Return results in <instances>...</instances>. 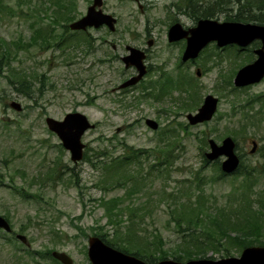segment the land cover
Returning <instances> with one entry per match:
<instances>
[{
    "label": "rangeland",
    "instance_id": "1",
    "mask_svg": "<svg viewBox=\"0 0 264 264\" xmlns=\"http://www.w3.org/2000/svg\"><path fill=\"white\" fill-rule=\"evenodd\" d=\"M52 1L2 0L0 37L18 40L21 36L28 41L32 24L49 20L48 7L56 8ZM180 1L145 0L146 6L140 9L133 1L104 0V11L118 19L114 31L104 25L84 32L68 30L72 39L87 35L90 47L21 45L12 64L30 75L44 74L34 81L41 91L32 90L29 96L9 82L2 66L0 214L30 244L0 229V264H62L49 256V250L65 251L73 264H91L89 237L104 230L117 239V232L131 224L130 216L144 230L140 234L161 232L166 248L173 249L180 242L174 216L183 203L202 196L200 204L207 213L236 207L231 195L242 189L246 170L253 168L260 169L252 173L253 196L264 194V79L243 87L234 83L238 69L254 60L252 47L241 51L239 46L210 44L195 62H182L184 41H168L167 31L175 20L193 26L195 17L177 9ZM68 2L76 20L93 0ZM228 8L219 7L218 15L215 9V18L228 20L227 14L239 11L238 6ZM62 30L58 26L57 32ZM127 45L145 50L151 69L133 87L120 89L136 73L122 60L128 54ZM167 76L175 82L192 79L183 87L195 92L193 99L181 86L163 91ZM207 94L219 99L215 116L191 124L188 113H195ZM13 101L22 109L12 107ZM75 111L95 124L82 136L84 155L89 158L78 162L46 123L47 116L61 120ZM148 119L158 127L148 125ZM227 136L236 141L241 156L239 169L232 173L222 171L221 161L209 163L204 157L210 151V139L221 143ZM253 140L258 142L255 153H251ZM20 187L28 196L18 194ZM244 189L248 193V187ZM116 198L115 207L105 205L104 200ZM260 237L263 240L264 234ZM229 247L230 255L212 249L205 256H240L242 249Z\"/></svg>",
    "mask_w": 264,
    "mask_h": 264
},
{
    "label": "trees",
    "instance_id": "2",
    "mask_svg": "<svg viewBox=\"0 0 264 264\" xmlns=\"http://www.w3.org/2000/svg\"><path fill=\"white\" fill-rule=\"evenodd\" d=\"M68 1L71 2V0L52 1L54 2L52 4L57 3V8L53 9L54 16L51 17L47 25H44V20L42 21V25L36 24L35 26V24H32L33 34L28 41H23V37L21 36L17 38L18 40H7L6 38L0 37V70L2 66L6 67V77L9 82L24 95L29 96L32 90L41 91V86L39 85L36 87L34 80H40L39 77L44 76V74L33 73L30 75L24 69L12 64V60L15 58V52L21 45L28 43L30 45L38 44L41 48L53 44L57 47L62 45L73 46V48L82 44L88 47L91 46L89 38H85L84 40L80 39L76 42L56 32L55 23L61 24L64 28L63 33H65L67 32V23L75 17L72 5H70ZM214 1L215 3H213ZM214 1L181 0L179 6L180 8H188L191 15L194 13L193 16L196 20L201 17L215 18L216 11L214 12V10L217 9L218 15L220 12L219 7L222 6H228V10H234L238 6L239 11L236 15H226L228 20H247L264 23V0ZM2 5V0H0V6ZM191 81L192 79L190 81L185 79L175 82L171 76H167L162 90L166 92L171 85H173V87H182L186 82L191 84ZM188 93L190 97L189 100H192L195 92L193 93L188 90ZM1 97L0 95V98ZM189 103L192 104V102ZM134 153H136V151L129 154ZM132 157L133 156L130 155L126 159ZM86 158H89L87 154ZM258 170L260 169L253 168L252 170H246V181H244V185L241 186L242 189L231 195L236 203V207H231L230 209L222 208L217 210V212L213 213L208 211L207 213L203 203L200 204L203 200L202 196H199L194 202L188 201L183 203L177 217L174 216L176 221V232L178 231V233H180V242L177 243L173 249L166 248V241L161 232H156L152 235L140 234L139 232H144V230L136 226L137 221L131 216V224L126 231L122 232L119 230L117 232V239L109 238L104 230H100L94 234L101 237L106 243L113 247L133 254L147 262H156L168 257L183 261L185 259L203 257L212 249L223 251L225 254L230 255L231 251L229 246L236 245L241 250L248 245L264 244V239L260 240V236L264 234V194H256L257 198L253 196L254 181L252 179V173ZM109 176L111 177V175ZM112 179L116 181L113 176ZM117 179L119 182L120 178ZM105 181L111 180H104V182ZM245 187H248V193L245 191ZM242 190L243 192L240 193ZM18 192L22 196L26 194L23 190H19ZM251 197L254 199V203ZM118 202V198L110 201L104 200L105 205L108 204L110 207H115ZM112 214H114L113 210L110 211V215ZM118 222L120 221L113 223L116 224ZM206 227L208 230H205ZM99 229H102V227ZM232 229H236L235 234L230 233ZM221 247H223V249H221Z\"/></svg>",
    "mask_w": 264,
    "mask_h": 264
},
{
    "label": "water",
    "instance_id": "3",
    "mask_svg": "<svg viewBox=\"0 0 264 264\" xmlns=\"http://www.w3.org/2000/svg\"><path fill=\"white\" fill-rule=\"evenodd\" d=\"M103 0H94L88 7L87 13L80 19L72 22L69 26L71 29H86L88 26L99 27L106 24L109 29L115 30L117 18L110 13H106L102 9ZM169 40L176 41L186 38L187 45L183 55V61L190 58H196L200 51L210 42L216 41L217 46L222 47L229 44H237L241 47L248 46L256 39L261 40L262 46L257 48L255 52L258 58L243 67H241L235 77L237 86H246L255 82H259L264 77V24L258 23H241L233 21H220L212 18H200L196 25L185 28L180 22H176L169 28ZM153 41H149L152 45ZM130 51L128 55L123 57L126 66L134 65L139 73L121 84V87H127L136 84L146 74L147 69L144 64L146 54L143 50L134 46H127ZM198 70V74H200ZM11 105L20 110V103L13 101ZM218 105L217 97L212 94L207 95L203 105L196 114L189 113L187 115L191 124H196L206 120H210ZM47 123L51 130L55 131L62 139L64 146L72 153V159L77 161L83 158V149L85 144L82 142V136L89 128L94 127L87 116L80 112H70L63 120H57L53 117H47ZM148 125L157 128L158 123L155 120H147ZM211 151L206 153L209 160H216L222 155L226 159L222 162L224 172H234L239 164L240 158L235 151L236 143L232 137L228 136L222 144H218L215 140L210 141ZM254 147L252 152L256 150L257 143L253 141ZM0 227L11 230L9 222L0 215ZM18 237L24 242L27 238L19 234ZM53 256L60 259L65 264H73V259L65 252L54 251ZM88 256L92 264H264V245H253L246 247L239 257L229 256L220 259L199 258L191 259L186 262L174 259H163L155 263H148L141 258L120 251L111 245L105 243L98 236L89 238Z\"/></svg>",
    "mask_w": 264,
    "mask_h": 264
},
{
    "label": "flooded vegetation",
    "instance_id": "4",
    "mask_svg": "<svg viewBox=\"0 0 264 264\" xmlns=\"http://www.w3.org/2000/svg\"><path fill=\"white\" fill-rule=\"evenodd\" d=\"M135 3H137L138 5L141 4L142 6H144V5L146 6V4H145V0H144V2H143V0H139L138 2H135ZM178 9H180V8H178ZM180 12H181V13H184V12H185L186 14L189 15V11H188L187 8L180 9ZM193 19L195 20V18H193ZM195 22H197V21H195ZM253 22H255V21H253ZM258 43H259V42H255V45H254V46L251 45V46H249V47L242 48L241 51H242V50L246 51V49H250V48L252 47L251 51H252L253 54L255 55L254 49H255L256 47H259ZM150 69H151V67L147 64V72H149Z\"/></svg>",
    "mask_w": 264,
    "mask_h": 264
},
{
    "label": "bare ground",
    "instance_id": "5",
    "mask_svg": "<svg viewBox=\"0 0 264 264\" xmlns=\"http://www.w3.org/2000/svg\"><path fill=\"white\" fill-rule=\"evenodd\" d=\"M212 19H217V18H212ZM217 20H219V19H217ZM225 21L241 22V23H244V24L253 23V22H245V21H238V20H225Z\"/></svg>",
    "mask_w": 264,
    "mask_h": 264
}]
</instances>
